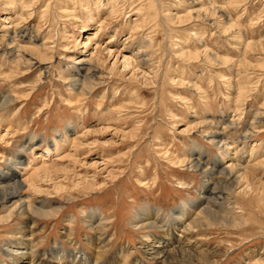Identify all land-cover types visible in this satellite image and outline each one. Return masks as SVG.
<instances>
[{
  "label": "rangeland",
  "instance_id": "1",
  "mask_svg": "<svg viewBox=\"0 0 264 264\" xmlns=\"http://www.w3.org/2000/svg\"><path fill=\"white\" fill-rule=\"evenodd\" d=\"M12 15L15 39L8 34L0 45V171L11 166L23 180L42 161L63 169L33 176L39 193L25 190L26 199L49 214L15 211L0 222V264H22L14 250L26 241L31 244L20 249L33 252V264L81 263L68 252L96 260L98 231L110 240L101 260L155 264L142 246L155 237L167 241L176 210L202 204L210 195L226 220L183 232L180 223L177 237L189 238L195 250H216L207 257L216 264H264L257 262L264 259V193L243 192L238 181L211 194L217 175L205 184L218 156L230 154L243 166L251 156H264V0H0V24ZM103 19L97 39L102 68L88 76L87 63L77 58L85 35ZM130 33L133 42L123 53L143 47L150 60L145 74L139 68L135 77L120 65L123 53L114 50ZM111 35L119 42L109 44L108 54L104 47ZM44 40L53 50L48 59L20 65L21 57L39 60L41 53L24 55L18 47L36 48ZM115 60L121 72L112 76L107 72ZM78 71L87 80L105 81L83 92L69 79ZM217 131L224 143L209 136ZM63 133L73 142L71 136L61 141ZM20 142L36 144L29 151L21 150ZM55 143L61 149L45 153ZM16 154L22 165L6 160ZM190 155L209 169L191 167ZM258 166L255 177L264 182V167ZM56 181L64 188L54 191ZM12 205H1L0 217L10 214ZM152 210L163 222L135 227L136 216ZM90 218L95 225L99 218L103 222L95 230L88 226ZM164 221L168 228L159 227ZM25 225L31 228L24 235ZM66 232L70 239L63 237ZM59 245L65 254L57 260L53 249Z\"/></svg>",
  "mask_w": 264,
  "mask_h": 264
},
{
  "label": "bare ground",
  "instance_id": "2",
  "mask_svg": "<svg viewBox=\"0 0 264 264\" xmlns=\"http://www.w3.org/2000/svg\"><path fill=\"white\" fill-rule=\"evenodd\" d=\"M9 15H10V13H9ZM4 18L2 19V20H4V24L3 25L0 24V32H1V34H0V45H3L4 39L7 38L8 34L10 35L11 33H14L16 31L15 28L17 27V24L15 23L16 20L14 19L13 15L12 16H6ZM104 20L107 21V19L101 20V22H99V24L95 27L96 28L95 30H93L90 33H87L85 35V38H84L83 43H82L84 45L83 52L81 53V56L79 58H77V62L78 63H85V64L87 63V66H86L85 69H86V71H88L87 73L90 74V75L87 74L88 76H92L94 71L99 70L100 68H102V66L100 67V65H99L103 61L102 57H101L102 50H100L101 49V45L99 44L97 39H98V36H99V34H100L101 30H102V25H105L104 22H103ZM12 37L14 38L13 35H12ZM34 37H35V35H34ZM13 38L11 40L15 41L14 40L15 38L14 39ZM133 38H134L133 33H130L129 36L125 37L123 40H120L121 45L118 46V47H115V49H114L117 52V54L120 53V52L123 53L125 49H128V47L131 44V42H133L132 41ZM7 41H8V39H7ZM9 41H10V39H9ZM47 41L48 40H44L42 42L37 43L36 44V48H34V47L33 48L32 47L29 48V47H24V46L20 45L18 48L22 47V51H23L24 55L25 54L27 55L26 51H28V50L31 51V52H36L37 54L41 53L39 60H36L34 57L29 56V55L27 57H24V58L21 57L20 58L21 61H19L20 65H22V66H34V64L36 65L37 63H39V65H41L43 63V62H41V60H47L48 58H46V56H45L46 53L53 51L51 49V47L47 45ZM112 41L113 42L115 41L116 43L119 42V40H118V42L115 40V36L114 35H111L109 37V39L106 42L108 45H106V47H104V49H107L106 51H108L107 52L108 54L111 52V47H109V44H110V46L111 45H115V44H112ZM8 43H10V42H8ZM14 44H15V42H14ZM72 44L75 45L76 43L73 42ZM6 45H8V44H6ZM15 45L18 46L17 42H16ZM10 48H11V46H10ZM142 49H143V47H137V48L134 49L133 53L124 54L125 53L124 52L122 54L123 55L122 56V62H121L120 65H122L123 69H126L127 67L130 68V70L132 71V73H130L131 74L130 76L133 75V77H135L134 76V74H135L134 71L136 69H139V68H141L140 72L143 75L145 74V71H143L144 69H142V68L146 64H148L150 60H148V59H146L144 57L145 54H146V50H144V49L142 50ZM16 52H17V50H16ZM106 56H108V55H106ZM49 57L51 58V56H49ZM117 61H119V60L113 61L111 67L108 69V72H107L108 74L113 76V75L119 74L118 72H121L120 70L117 69V65H118ZM127 72H129V71H127ZM145 77H146V75H145ZM91 78L92 79H88L87 80L86 77L80 75L79 71L77 73H73V74H71L69 76L70 81H73L72 84L74 86H76L77 89L80 88L81 90H83V92L86 91V93H89L96 85H101L105 81L104 80L105 78H102V80H100L98 78L99 81L95 80L96 78L95 79L93 77H91ZM10 99H11V97H10ZM9 102L10 101L7 98L5 100V102H3V106H5L6 103H9ZM257 113H259V112L257 111ZM255 114H254V116H255ZM261 114H263V113H261ZM256 119H258V118H256ZM256 119L254 118V120H256ZM256 122H257V120H256ZM220 135H221V133L219 131L210 132L209 133L210 137H212L215 140H218L219 143H224V140H223L222 137H220ZM70 136H71L70 134L63 133L59 138L63 142H68ZM215 140H213V141H215ZM71 142H73L72 136L70 137V143ZM20 144L21 145H20L19 148L21 150L30 149L29 151H32L34 149L33 147L35 146L36 143L33 144V145H32V143H30V145H27V146H25L24 143H21V142H20ZM224 145L228 146L229 144H224ZM222 146H223V144H222ZM60 149L61 148H59V146L55 143L54 148H52V149L51 148L50 149L46 148L45 153H50V151L53 153V152H55L57 150H60ZM229 150H230V148L227 149V151H229ZM193 155H190V157L187 158L188 164H190L191 167L202 168V166H203L204 168H208L207 165H205V163L203 161H200V159L196 158ZM15 156H16L15 159L13 157L9 156V157L6 158V160H8V163H10L11 165H13V164L14 165H22L24 163V160H23V162H21V161L18 162L17 158L19 156L17 154ZM238 157H240V156H238ZM234 158H231L230 154L221 155L220 157L218 156L215 159L214 163H213L214 165L213 166L210 165L211 168L210 169L208 168L209 170L205 169V171L208 170L207 171V178L205 180V184H207L208 178L210 176H212V175H217L216 179L218 180L216 183H214V186H212V188L209 187L210 190H208V191L212 194V193H214L213 192L214 190L219 191L220 188L228 190V189L231 188L230 186H232L236 182L242 181V184H240L239 187H242L241 190L243 192H246L247 190H251V189H257V190H260L261 192L264 193V182L258 181L256 179V177H255V175H256L255 172L257 171L256 167L258 165H260L261 167L262 166L264 167V156L262 158H258L255 155H254V158H253V156H251L248 159V161L244 164L245 166H243L241 163L235 162ZM243 159H241V160H243ZM228 160H229V162H228ZM30 163H31V161H30ZM223 163H226V165H224ZM56 165H58V164H56ZM26 167H29V164H26ZM26 167H25V169H26ZM31 169H32V172H31L30 176H28L27 178H24L23 180H19L18 179L20 171H18V170L15 171V168L13 169V168H11V166H9V169H7V171H5V172L0 171V206L1 205H6V204H8V202L14 203V205H12V207L10 206V208H9L10 210H9L8 213H10V214H8L6 217H0V222L1 221L6 222L9 219H11L12 217H9V216H12L13 213H15V211H19V213H22V214L25 211L37 212V213H40V214L41 213H44V214H49L50 213L49 211H46V210H40L42 208H39L38 206H36V207L33 206L30 203V201L28 200L29 198L26 199V194H28V192H26L25 190H28V188H31L35 192L39 193L40 192V187L36 185V181H34L33 176L34 177L35 176H39V174H40L42 177H47L46 174L48 172L50 173V171L51 172L53 171L55 173L57 170L63 169V168H59L57 166L55 168L54 165L50 164V166H49V164H46L45 161L44 162L42 161L41 165L38 168H34V166H33V168H31ZM54 181H55V178H54ZM59 183L60 182L56 181V183L54 184V186H53L54 191L61 190V189L64 188V186L59 184ZM206 187H207V185H206ZM204 198L202 200V204H204L203 206H200L201 203H199L197 201V202H194L192 204L182 205V207H179V209L176 210V212L174 213L173 216H174V219H176L177 224H175L172 228H169L170 229L169 232H167L168 230H166V234H168V233L170 234L169 239L167 241H164V240H161V239H157L155 237V238H151V239L147 240V243H148L147 245L148 246H144V247L142 246V250H143L144 254H146L151 260H154L155 264H195V261L196 262H200L201 260H203L204 263H206V264H216L217 263V261H218L217 259L216 260L214 258L212 260L211 259H207L208 255H216L217 254L216 250H211V251H207V252H206V250H203V252H201V250L198 251V250H195V248H191L190 247L192 241L189 238H187V241H186L185 239L182 238V235H181L180 238L177 237V236L180 235V234L178 235V231L180 230L179 225H181L180 223H183V225H184L185 223L183 221L189 219V218H187L188 216L192 215L193 217H191L190 221H188L187 226L184 227L182 225L181 228H183V229L180 230L182 232L185 231V230L187 231V229H189V228L192 229V228H194V227H196L198 225L204 226L205 224H210L211 223L210 220H213V219H216V218L226 220L225 214L222 215V214L219 213L220 211L219 212L217 211V206L218 205L215 204L213 197L211 198V195H210L207 198L206 197H204ZM155 212H156L155 210L154 211L152 210L148 214L146 213V215L143 214L141 216L140 215L136 216L137 218H136V221H135L136 222L135 227H139V226L140 227H157L159 222H163V221H161L163 219L159 218L158 215H157L158 213L156 212L157 213L156 214ZM226 215H227V212H226ZM25 217L28 218V216H25ZM91 218L88 220V226L92 227V228H94L96 230L97 226L99 224H102L103 219L99 218L98 219V224L95 225L94 220H92ZM171 218H172V216H171ZM239 219L236 218L235 220L238 221ZM165 221H168V220H165ZM165 221H164L163 224L161 223V225H159L160 228H162L163 226L166 227L167 223H165ZM25 226H27V225H25ZM30 228H31L30 226L29 227L28 226L25 227V230L22 232V234L25 235V231H28V230L30 231ZM166 228H168V227H166ZM185 233H187V232H185ZM30 235L27 236V239H30ZM97 235H96V239H97V243H98L97 244V248L98 249L95 250L96 260L92 259V256L84 254V253L72 254L71 252H68V255L73 256V258L77 257V258L81 259V263L82 264H107L108 262H105L106 260L103 261L101 259L104 257V254H105V252L107 250L106 247L109 244L110 240H106V242H105L101 238V233H99V231L97 232ZM70 236H71V233H69V232H66L63 235L64 238H68V239H70ZM16 243L17 242H15V244ZM29 243L31 244L30 241L18 243L19 244V245H17L18 249L14 250V252L16 254L17 253L21 254L20 256L24 260L22 264H33L34 261L37 260V259H33L32 258V256H33V255H31L33 253L32 251H29V250L25 249L26 246H29ZM172 244H175L174 245L175 247L172 246ZM22 245L25 246L24 247L25 250H22L23 247H22V249H20V246H22ZM198 248H200V246ZM54 252H55V256L57 257V260L58 259L60 260L61 258H63V255L65 254L64 251L61 249L60 245L58 246L57 249H55V250L53 249V253ZM65 252H67V251H65ZM26 255L29 256L30 258L27 257ZM57 260H56V262H57ZM263 261H264V259H260V258L257 260V262H263ZM108 264H118V261L114 260L113 262L111 261Z\"/></svg>",
  "mask_w": 264,
  "mask_h": 264
}]
</instances>
